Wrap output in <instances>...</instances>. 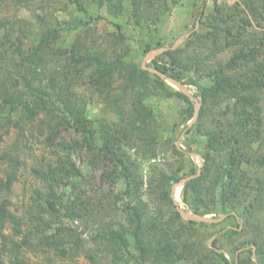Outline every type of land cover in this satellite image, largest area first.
<instances>
[{"label": "trees", "instance_id": "16d2710c", "mask_svg": "<svg viewBox=\"0 0 264 264\" xmlns=\"http://www.w3.org/2000/svg\"><path fill=\"white\" fill-rule=\"evenodd\" d=\"M181 1L14 0L19 9L33 11L36 25L0 19V129L7 134L13 126L25 135L31 127L46 134L55 155L33 168L44 188L36 189L24 229L10 196L22 149L17 143L0 148V238L9 264H29V252L61 260L84 254L86 264H264V0H213L211 7L204 2L199 26L179 46L166 48L156 27ZM92 2L107 7L118 32L99 30L97 19L106 17L89 13ZM69 3L84 15L71 44L54 13ZM125 27L147 28L144 53L163 49L152 60L158 72L197 87L200 108L193 125V97L132 59ZM155 97L182 99L181 120L166 122L151 102ZM91 104L117 119L90 118ZM181 125L180 136H165ZM62 129L73 139L54 141ZM2 139L0 132V145ZM177 139L189 150L197 145L203 165L190 161L188 167L184 157L167 167L153 163L144 189L137 155L151 159L172 150L185 156ZM83 149L88 165L103 158L102 178L120 183L119 190L90 193L89 173L73 160ZM185 178L183 199L195 215L242 218L226 232L232 259L209 222L186 219L180 211L173 188ZM8 225L13 234L5 232Z\"/></svg>", "mask_w": 264, "mask_h": 264}, {"label": "rangeland", "instance_id": "374dc122", "mask_svg": "<svg viewBox=\"0 0 264 264\" xmlns=\"http://www.w3.org/2000/svg\"><path fill=\"white\" fill-rule=\"evenodd\" d=\"M67 2L68 0H62ZM205 2V5L211 7L213 5V0H182L181 3L173 9V12L170 15H165L163 20L156 27L160 30V34L164 37L166 41V48L173 44V47L179 46L184 39L189 35L194 26H199V18L200 15L198 13L199 6H201ZM53 6H58L57 4H53ZM62 6V5H61ZM127 7L129 5L127 4ZM60 8V5H59ZM40 11V10H39ZM55 16L61 22L62 26V36L66 39L68 44H71L74 38L76 37L78 32L82 31V21L84 19L83 13H80L76 10L75 4L69 3V6L65 9L56 10ZM89 13L93 16H105L106 19H97L96 24L100 31L102 32H118V28L116 25L111 23L112 15L107 12V7H99L97 3L92 2L89 5ZM5 17H14V18H25L28 19L32 24L36 25V20L34 18V13L29 8H18L14 0H7L5 2H0V19ZM120 22L124 24V17L120 18ZM154 28V26H153ZM123 32L128 37V43L132 47V59L136 60L141 66L149 69L150 71L157 73V71L152 66V60L155 56H157L163 49L153 50L149 53L143 52V42L146 40L147 28L142 32H136L132 27H125ZM3 31H0V35ZM28 41V39H25ZM149 64L151 66H149ZM167 80V78H166ZM169 84L179 90H186L188 94H190L194 101L196 102L195 106V114L199 112L198 106L199 98L195 95L198 93V89L195 85H183L179 86L169 80H167ZM80 92H84V89H80ZM195 96V97H194ZM151 102L156 106L158 110L161 111L163 116L165 117L166 122L170 124H174L181 120V109L185 105V102L178 98L172 97L169 99H162L155 97L151 99ZM16 115H20L17 113ZM106 117L108 120H116L117 115L115 112L108 110L105 111L102 109L100 104H91L89 109V117L90 118H99ZM196 121V118L191 119L188 123L189 125H193ZM173 128L165 131V136H171L174 134L176 137L182 134L184 130V125H181L179 128L173 130ZM33 131V132H32ZM171 131V132H170ZM0 132L3 134V139L0 145L1 149L7 150L11 146L16 143L20 145L22 149L21 160H23V165L21 166L18 179L13 185L11 191V210L21 217L24 221V229H26L29 217H28V206L31 204L33 197H36V189L44 188L43 181L38 178L33 168L40 166L43 162H53L55 160V155L50 152L49 147L46 145L45 137L46 134H40L39 131L33 130L31 127L26 128L25 135L19 131V128L13 127L11 131L7 134L4 133V129H0ZM74 134L67 129H62L60 133L54 136V141H59L60 139L72 140ZM181 138V137H180ZM25 144H28L26 147ZM176 144L186 151L185 156L175 155L172 150L159 152L157 156L151 159H145L142 155H137V162L140 165L139 172L142 175V178L145 181L144 189L147 187L148 177H149V169L151 164L158 163L163 167H167L170 164H178L181 158L187 159L188 167L191 165L190 161L195 163L198 167L203 165L204 158L196 152L197 145H194L192 149H188L187 145L181 142L180 139H177ZM134 153V151H132ZM73 160L76 162L77 166L82 168L84 171L89 173V178L91 181L89 182L88 188L92 195H99L102 191H108L110 189L119 190L121 184H114L110 180H104L102 178V173L104 170V160L100 156L99 159L95 161L94 165H88V156L87 150H79L75 152L73 155ZM107 166L113 168L112 162H107ZM3 176V173H2ZM183 181V180H182ZM179 182L174 185L173 188V196L177 205L179 206L180 211H182L183 216L186 219H190L188 214L193 215L194 217H199V215H195L190 207V205L183 199V189L184 183ZM204 221L209 222L208 228L214 232V236L218 238V246L221 245V250L225 251L226 255L229 258H233L232 245L227 243V234L226 232L236 227L239 223L242 224V218L238 216H230L226 213H212L206 216ZM194 219V218H193ZM196 220H200L199 218H195ZM201 221V220H200ZM216 223V224H214ZM74 224L77 226L81 225L79 220H75ZM82 228V227H81ZM8 234H13L12 225H8L6 231ZM90 233L87 232L83 235L84 239H89ZM22 236L17 237V239H21ZM211 239L209 244H212ZM89 245H93L90 243ZM29 264H86L89 260L86 258L84 254L79 255L74 260H61L53 253L51 256L36 254L33 252L27 253ZM11 255L4 251L2 248V238H0V264H9ZM4 261V263H3Z\"/></svg>", "mask_w": 264, "mask_h": 264}, {"label": "water", "instance_id": "95a60500", "mask_svg": "<svg viewBox=\"0 0 264 264\" xmlns=\"http://www.w3.org/2000/svg\"><path fill=\"white\" fill-rule=\"evenodd\" d=\"M155 72H158V71H155ZM158 73L161 74V76L167 78V80H169V81H171V82H173V83H175V84H178L179 86H182V84H181L180 82H178V81H176V80H174V79L168 77V76L165 75L164 73H161V72H158ZM184 92L187 93L186 90H184ZM187 94H188V93H187ZM198 108H200V106H198ZM196 117H197V113L195 114V117H194V118H196ZM186 180H187V178L183 179L182 183H185ZM181 212H182V211H181ZM182 213H183V212H182ZM183 214H184V213H183ZM188 216H189V218H194V219H195V218H199L200 220H205V218L202 217V216L194 217L193 215H190V214H188Z\"/></svg>", "mask_w": 264, "mask_h": 264}]
</instances>
